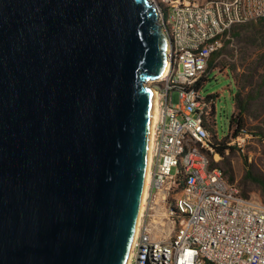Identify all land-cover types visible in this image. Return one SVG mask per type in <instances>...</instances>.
<instances>
[{"label":"water","instance_id":"water-1","mask_svg":"<svg viewBox=\"0 0 264 264\" xmlns=\"http://www.w3.org/2000/svg\"><path fill=\"white\" fill-rule=\"evenodd\" d=\"M150 0H0V264H126L170 41Z\"/></svg>","mask_w":264,"mask_h":264},{"label":"built area","instance_id":"built-area-1","mask_svg":"<svg viewBox=\"0 0 264 264\" xmlns=\"http://www.w3.org/2000/svg\"><path fill=\"white\" fill-rule=\"evenodd\" d=\"M150 1L170 41L169 66L146 83L156 91L158 118L145 204L126 264H264V202L242 195L211 165L206 123L216 101L199 85L233 27L264 18V0ZM245 137L240 133L230 144L242 147Z\"/></svg>","mask_w":264,"mask_h":264},{"label":"rangeland","instance_id":"rangeland-1","mask_svg":"<svg viewBox=\"0 0 264 264\" xmlns=\"http://www.w3.org/2000/svg\"><path fill=\"white\" fill-rule=\"evenodd\" d=\"M241 42L239 38L232 39L224 48L216 60L219 67L209 72L210 79L203 82L202 92L205 95L214 92L218 94L215 97L213 118L208 125L212 137L226 138L236 128V125L232 128L227 126L233 112L237 110L232 99L235 96L233 91L239 89L240 94L236 97L244 101L247 107L242 115L245 122L242 134L246 136L244 145L240 147L232 144L235 148L229 150L224 157L215 156L214 152L210 157L211 161L226 170L225 174L230 182L236 183L249 196L260 199L262 195L259 184L245 179V173L249 169L264 179V49L250 47L248 51L241 50ZM241 60L244 66L241 65ZM228 66L232 68L230 72H227ZM161 229L159 225L155 227L158 233Z\"/></svg>","mask_w":264,"mask_h":264},{"label":"trees","instance_id":"trees-1","mask_svg":"<svg viewBox=\"0 0 264 264\" xmlns=\"http://www.w3.org/2000/svg\"><path fill=\"white\" fill-rule=\"evenodd\" d=\"M263 20H264V18L256 20V21H250L247 23L238 24V25L233 27V29L231 31V38L224 44V46L221 49H219L218 51H216L212 55V57L209 61V64L207 66V69L205 71V74L202 77V79L199 81L200 86H203L204 81H207L208 79H210L209 78V76H210L209 72H213L215 69H217L219 67V66H217L216 60L219 57V55L223 52L224 48L230 44L232 39L239 38V40L242 41L241 43L243 45V48L241 50L245 49L246 51H248V49L250 47H255L256 49H264V29H263L264 23H263ZM241 65L244 66V62L242 60H241ZM227 69H228L227 72H230V70H232V68H230V66H228ZM233 93H235V96L232 99L234 101V105L236 104L235 108L237 110L235 109L236 111L233 112V114L230 118V121H229V125L227 127L232 128L234 125H236V128L233 130L231 135L228 134V136H226V138L212 137V142H213L212 148H213L214 152L219 153V155H221L222 157H224L229 150L235 148V146L230 144V141H231L230 138L236 137L237 135H239L240 133H242L245 130V122H244V119L242 118V115L247 109L246 103L244 101L237 99L236 96H238L240 94L239 89H235V91H233ZM208 95L215 98V97H217L218 94H216V92H214V93H210ZM213 113H214V108H213ZM208 123L209 122H207L206 125L209 128ZM210 155H211V152H210ZM245 163L247 164L246 159H245ZM211 165L213 167L214 166L218 167L223 172L225 177L227 178V176L225 174L226 170L223 169L220 166V164L215 163L214 161H211ZM245 179L251 180L253 182H257L259 184L260 190H261V195H262L260 200L262 202H264V179L260 178L259 176H257L255 173H253L249 169H247V171L245 173ZM239 189H240V192L242 195L249 196L240 187H239Z\"/></svg>","mask_w":264,"mask_h":264},{"label":"bare ground","instance_id":"bare-ground-1","mask_svg":"<svg viewBox=\"0 0 264 264\" xmlns=\"http://www.w3.org/2000/svg\"><path fill=\"white\" fill-rule=\"evenodd\" d=\"M168 62L165 67V70L162 75H164L168 70ZM153 92V104H152V112H151V124H150V136H149V152H148V162H147V169L145 174V183H144V189L142 194V200H141V206L139 211V216L137 220V226L134 236L137 234V228L141 220V214L143 212L144 204H145V198H146V191L148 187V182L150 178L149 169H150V163H151V154H152V147H153V134H154V126L158 118V104H157V94L155 90H152Z\"/></svg>","mask_w":264,"mask_h":264}]
</instances>
